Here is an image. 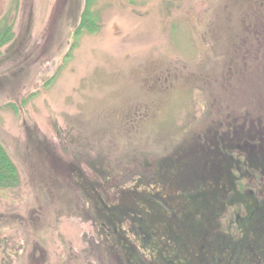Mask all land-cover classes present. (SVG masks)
Here are the masks:
<instances>
[{
    "label": "rangeland",
    "instance_id": "rangeland-1",
    "mask_svg": "<svg viewBox=\"0 0 264 264\" xmlns=\"http://www.w3.org/2000/svg\"><path fill=\"white\" fill-rule=\"evenodd\" d=\"M83 4L0 0V142L19 174L0 189V264H97L83 181L106 177L115 202L178 143L264 122V67L242 64L262 53L264 0H93L97 30L72 48Z\"/></svg>",
    "mask_w": 264,
    "mask_h": 264
},
{
    "label": "trees",
    "instance_id": "trees-1",
    "mask_svg": "<svg viewBox=\"0 0 264 264\" xmlns=\"http://www.w3.org/2000/svg\"><path fill=\"white\" fill-rule=\"evenodd\" d=\"M92 3L84 0L72 48L81 35L97 30L90 12ZM261 23L264 34V17ZM244 26V32L251 35V27ZM262 38V46L257 41L254 46L263 54L254 52L242 58L245 69L257 78L264 67V35ZM11 40V27L3 25L0 49ZM223 128H207L198 139L178 143L152 164L143 163L135 185L118 190L115 203L109 200L106 177L101 185L94 183L98 180L83 181L79 193L88 204L84 213L94 228V237L84 236L83 241L97 264H215L225 249L237 248L256 264L258 250L264 254V186L258 190L261 195L245 193L241 177L257 173L264 182V122ZM95 165L99 174L108 176ZM18 185L17 167L0 142V189ZM227 214L224 226L221 221Z\"/></svg>",
    "mask_w": 264,
    "mask_h": 264
},
{
    "label": "flooded vegetation",
    "instance_id": "flooded-vegetation-1",
    "mask_svg": "<svg viewBox=\"0 0 264 264\" xmlns=\"http://www.w3.org/2000/svg\"><path fill=\"white\" fill-rule=\"evenodd\" d=\"M261 16V15H260ZM260 16L258 17V19H260V21L262 20V18H260ZM263 32V31H262ZM260 125V124H259ZM258 130H262L261 129V127H258ZM245 193H250V194H252L253 193V191H245ZM259 193V195H261L262 193H261V191H259L258 192ZM260 197V196H259ZM117 198H118V192H117V197H116V200H115V202L117 201ZM109 200H110V198H109ZM111 201V200H110ZM115 202H112V203H115ZM128 236H129V239L130 240H132L133 238L131 237V235L130 234H128ZM236 240V239H235ZM135 245V244H134ZM235 245H237L238 246V244H235ZM135 247H137V244L135 245ZM239 247V246H238ZM37 250V248H36V246H34V248H33V251H34V254L37 252L36 251ZM36 251V252H35ZM238 251V248L237 249H229V250H226L225 249V252H224V254L223 255H221L220 256V259H219V261H217V262H215V264H248V260L250 261V263H252L253 264V260L252 259H249V257H243L242 256V253L240 254L239 252H237ZM235 253H237L238 254V256L235 254ZM256 256V264H258L257 263V261L259 260V264H264V254H260V250H258V254L257 255H255ZM33 257H34V255H33ZM252 261V262H251ZM181 263V262H180Z\"/></svg>",
    "mask_w": 264,
    "mask_h": 264
}]
</instances>
